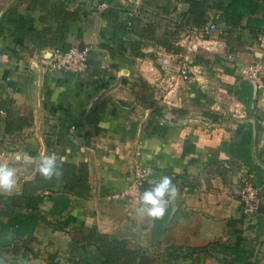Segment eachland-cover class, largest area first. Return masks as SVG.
<instances>
[{"label":"crops","instance_id":"0c3cea01","mask_svg":"<svg viewBox=\"0 0 264 264\" xmlns=\"http://www.w3.org/2000/svg\"><path fill=\"white\" fill-rule=\"evenodd\" d=\"M233 1L143 0L132 13L119 0H0V164L16 180L0 194L22 192L42 151L87 162L91 186L58 182L23 209L13 236L29 248L3 250L1 264H102L110 249L95 233L129 241L131 258L111 264H264V87L242 75L254 64L264 75V0ZM210 22L218 30L189 49L192 27ZM58 47H89L83 70L49 69ZM136 161L148 183L167 175L177 188L162 218L140 211ZM246 179L261 186L251 216Z\"/></svg>","mask_w":264,"mask_h":264},{"label":"trees","instance_id":"16d2710c","mask_svg":"<svg viewBox=\"0 0 264 264\" xmlns=\"http://www.w3.org/2000/svg\"><path fill=\"white\" fill-rule=\"evenodd\" d=\"M238 1L239 0H234L230 6L236 7ZM110 13L117 18L115 21V28L119 30L121 34H125L128 30L127 23L123 21L118 23L119 17H117L118 15L115 13V11L111 10ZM118 25H120V28ZM58 48L64 51H67L68 49L65 47ZM10 123V120L7 121L8 133L12 132L13 130L12 126H10ZM18 129L21 128L18 127ZM57 165L59 172L58 175H53L51 178H46L40 173L38 168L35 177L32 180H27L24 182L21 193L6 196H4V194H0V264L4 260L5 254L3 250L12 252L16 256L19 251L28 250L29 248L28 242L16 240L13 236L15 228L24 224L25 218L22 213L23 209H38L45 200L46 191L55 187L56 184L61 181L66 183V188L68 191L82 190L86 193L90 192L91 186L89 182V166L87 162H81L79 165H76L61 161L57 162ZM153 185L155 184H150L147 181L141 187V193ZM96 235L97 233H95V236ZM94 237L91 236L90 240L97 242L98 240L102 239V245L105 246L104 243H108L107 247L110 249V253H106L101 249V252L103 251L102 254H104L106 257V260L102 264H111L113 259L131 258V252L127 250L129 241L114 237L110 239L107 235H100L96 238ZM99 248H101L100 245ZM23 252L24 254L26 253V251ZM134 252L136 253L133 255V257L136 258L139 253L137 251Z\"/></svg>","mask_w":264,"mask_h":264},{"label":"built area","instance_id":"2783aa9c","mask_svg":"<svg viewBox=\"0 0 264 264\" xmlns=\"http://www.w3.org/2000/svg\"><path fill=\"white\" fill-rule=\"evenodd\" d=\"M122 4L128 5L127 9L135 13L143 7V0H119ZM103 5H106L104 3ZM218 26L215 22H210L206 25H200L197 27H192V40L193 43H190L189 49H192L196 46L203 45V42L206 40L205 35L209 34L212 31H217ZM90 52L89 47L79 48L74 47L67 51L61 49H55L51 55V58L47 61L46 65L49 69L57 71H71L79 72L83 70V67L86 66V60ZM229 58H232V55H228ZM260 66L258 64L248 65L242 69V75L248 79L253 80L259 88L264 87V75H262ZM180 76L188 79L192 77V73L189 67V57H185V61L181 64L180 67ZM0 113H5L3 109H0ZM151 168L143 165L141 162L136 161L134 165L133 174L130 189L132 191H141V187L146 183L151 175ZM130 192V191H129ZM127 192L125 196L128 199L134 198V193ZM240 200L243 205V210L248 215H253L257 213L261 207V186L254 183L251 180H244L242 186L239 190Z\"/></svg>","mask_w":264,"mask_h":264},{"label":"clouds","instance_id":"9594fccd","mask_svg":"<svg viewBox=\"0 0 264 264\" xmlns=\"http://www.w3.org/2000/svg\"><path fill=\"white\" fill-rule=\"evenodd\" d=\"M40 173L51 178L58 175V165L56 156L49 155L46 151L39 154ZM16 184L15 169L8 165L0 164V190L11 191ZM177 193L176 186L169 176L165 175L155 185L146 189L140 196V211L152 218H162L165 216L170 200L174 199Z\"/></svg>","mask_w":264,"mask_h":264},{"label":"rangeland","instance_id":"374dc122","mask_svg":"<svg viewBox=\"0 0 264 264\" xmlns=\"http://www.w3.org/2000/svg\"><path fill=\"white\" fill-rule=\"evenodd\" d=\"M30 245H32V243L30 244ZM33 247L35 248L34 249V251H38V250H36V249H40L41 247L39 246V245H34L33 244ZM40 251V250H39ZM40 253V256H44L43 257V259L45 260H47V254L46 255H44V252H39ZM29 255H27V256H22V255H19V257L20 258H18V261H14L13 260V258H10L8 261V263L7 264H26V263H24V261L23 260H27V259H29V257H28ZM22 258V259H21ZM28 262V261H27Z\"/></svg>","mask_w":264,"mask_h":264}]
</instances>
